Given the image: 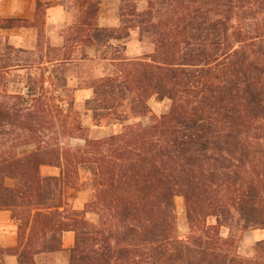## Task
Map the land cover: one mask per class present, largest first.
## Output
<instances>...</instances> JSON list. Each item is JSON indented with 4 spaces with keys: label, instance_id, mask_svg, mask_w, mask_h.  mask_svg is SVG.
I'll use <instances>...</instances> for the list:
<instances>
[{
    "label": "trees",
    "instance_id": "16d2710c",
    "mask_svg": "<svg viewBox=\"0 0 264 264\" xmlns=\"http://www.w3.org/2000/svg\"><path fill=\"white\" fill-rule=\"evenodd\" d=\"M33 1L34 23L0 17V29L40 30L36 50L0 49V210L11 211L19 228L18 246L0 248V257L14 253L19 264H39L64 251L63 234L71 231L69 264H264V240L250 257L238 251L246 231L264 229V0H146L143 12L138 0H122L118 29L98 25L101 0H76L79 16L63 33L64 45L46 48L51 3ZM135 29L151 38V56L100 54ZM92 46L95 59L113 69L85 83L93 90L85 109L95 126L122 127L102 139L82 125L79 87L70 88L66 76L91 60ZM34 51L40 80L10 91L7 77L33 66L11 64L9 55ZM154 96L170 101L169 112L152 115L148 125L133 122L151 113ZM76 139L83 146L66 143ZM27 146L34 149L22 155ZM43 166L60 173L43 176ZM81 170L95 194L77 210L67 189ZM177 196L185 200V239ZM211 217L216 224H208Z\"/></svg>",
    "mask_w": 264,
    "mask_h": 264
},
{
    "label": "rangeland",
    "instance_id": "374dc122",
    "mask_svg": "<svg viewBox=\"0 0 264 264\" xmlns=\"http://www.w3.org/2000/svg\"><path fill=\"white\" fill-rule=\"evenodd\" d=\"M148 4L146 0L137 1V9L140 12H143L147 9ZM78 15L76 17V21ZM122 26V24H121ZM120 26V27H121ZM118 29V28H117ZM66 30L63 31L65 33ZM120 33V32H119ZM116 41V42H114ZM43 48H46V34L43 30V36L41 39ZM8 44L6 37L0 35V49L2 50ZM113 48L101 47L100 54H107L108 57L117 56L116 51H119L120 56L123 55L128 59H143L151 56L155 51V45L148 35H142L139 29L131 30L130 36L126 39L113 40ZM124 47V50H122ZM11 64H32V68L27 70H18L12 72L8 77L7 81L9 82L8 88L10 91H19L20 88L26 87L32 82H37L41 77V69L39 66L41 63L38 58V54L34 51L32 53L18 54L12 52L9 55ZM98 57V54H97ZM96 57V58H97ZM29 58V60H27ZM113 67L109 62L97 61L95 58H91L89 61L79 63L78 66L74 67L71 71L66 73L68 79V86L70 88H78L75 93V99L77 101L78 109L80 110L82 125L89 130V136L92 139H102L109 137L111 135L117 134L121 131L122 127L120 124H113L109 126H95L93 121L92 112L85 109V101L88 99V95L92 94L90 98L93 97V90L87 88L85 85L86 82L95 79L96 77L102 76L105 70L111 71ZM149 106L151 113L148 116L133 120V122H142L144 125H148L151 121L152 115H161L168 113L171 107L169 100L159 101L155 96L149 100ZM66 143L72 148H77L83 146L84 141L80 139L76 140H66ZM34 146H27L20 149V153L27 154L32 152ZM53 168L49 166H43L41 168V173L43 176H58L60 170L55 168L58 172V175H53L48 172L49 169ZM91 176L85 170H81L80 176L76 181V185L67 189V194L70 197L69 204L72 208L77 210H83L85 205L91 201L94 197L95 191L91 185ZM14 180L7 179L6 184L10 187L14 186ZM175 206L177 212V227L178 235L185 239L189 235V225L186 216V207L185 200L181 196L175 198ZM87 218L94 222H98V216L96 214H87ZM208 224H216V219L211 217L208 219ZM236 235L242 236L241 232L235 228ZM222 236L228 237L230 229L228 227H223L221 229ZM264 240V229H250L244 233L240 242L238 251L243 257H250L253 254L254 247L257 242ZM48 256H43L38 259L39 264H51L52 259H47ZM69 260V254H68Z\"/></svg>",
    "mask_w": 264,
    "mask_h": 264
},
{
    "label": "crops",
    "instance_id": "0c3cea01",
    "mask_svg": "<svg viewBox=\"0 0 264 264\" xmlns=\"http://www.w3.org/2000/svg\"><path fill=\"white\" fill-rule=\"evenodd\" d=\"M43 3H51L46 9L44 32L47 44L53 47H62L65 43L63 31L73 25L79 16V7L76 0H39ZM122 0H101L98 25L102 28L116 29L121 26ZM0 17L9 19H24L30 23L36 21L35 1L33 0H0ZM0 35L6 37L9 45L14 48L36 50L40 41V30L35 25L27 27H15L0 29ZM116 42V41H114ZM86 52L90 58L97 57V48L87 47ZM92 94L88 95L90 98ZM48 172L58 175L55 168H47ZM18 223L14 220L12 212L0 210V248L3 250L14 249L18 246L19 238ZM62 245L64 251L48 255L52 259L51 264H69L68 252L75 245L74 232L68 231L63 234ZM0 262L3 264H19L14 253L1 255Z\"/></svg>",
    "mask_w": 264,
    "mask_h": 264
}]
</instances>
